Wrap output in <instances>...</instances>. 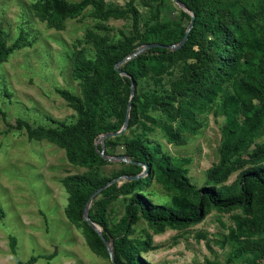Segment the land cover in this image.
<instances>
[{"label": "rangeland", "instance_id": "rangeland-1", "mask_svg": "<svg viewBox=\"0 0 264 264\" xmlns=\"http://www.w3.org/2000/svg\"><path fill=\"white\" fill-rule=\"evenodd\" d=\"M67 1L79 4L80 10L75 15L50 19L48 0H0V28L7 45L14 47L0 61V264H129L125 254L120 262L113 261L87 234L82 221L75 218L77 212L64 179L93 172L121 190L131 162L126 156L127 142L139 141L160 158L140 193L153 204L191 215L199 204L195 191L211 185L208 173L220 161L224 124L229 119L239 126L248 121L239 109L242 100L251 99L257 107L263 102L257 91L243 89L245 83L257 84L261 76L260 59L248 45L240 51L237 73L201 105L179 93L191 59L177 56L165 73L150 71L138 78L134 85L138 122L123 133L103 139L104 134L119 131L124 124L125 87L119 84L102 102L99 129L119 126L102 133L96 141L103 145L110 162L93 166L72 163L64 146L43 136L31 138L17 119L33 127L63 129L77 125L76 112L59 90L82 96L83 81L76 73L79 62L96 58L97 39L116 44L132 35L133 20L131 14L111 17L101 28L91 5H83V0ZM105 1L109 7L137 8L143 32L165 25V34H153L156 40L160 36L174 38L182 29L187 30L191 21V13L173 0ZM206 2L215 16L222 13L227 18L232 34L244 42L264 33V0ZM115 67L123 70L124 64ZM167 95L173 108L187 107L188 115L169 118L163 108ZM187 102L191 104L186 106ZM258 144L264 145V123L232 155L230 163L235 170L217 187L234 194L239 175L258 157ZM122 155L127 160L119 157ZM142 166L143 171L133 178L148 173L149 166ZM181 180L195 191L183 190ZM104 197L102 191L94 197L89 212L91 208L92 213L99 214ZM129 198L130 194L124 193L112 196L106 208L107 226L114 232L121 229ZM201 215L195 222L162 228L137 213L126 232V239L131 241L129 249L144 264H264L262 253L245 250L248 239L256 242L264 237L263 232H254L246 224L248 219L264 221L257 208L246 213L241 207L224 210L209 205ZM93 222L101 234H107L103 226Z\"/></svg>", "mask_w": 264, "mask_h": 264}, {"label": "trees", "instance_id": "trees-1", "mask_svg": "<svg viewBox=\"0 0 264 264\" xmlns=\"http://www.w3.org/2000/svg\"><path fill=\"white\" fill-rule=\"evenodd\" d=\"M181 1L196 14L195 24L186 43L179 49L147 48L123 63V71L127 75H122L116 70L115 64L134 54L140 46L153 42L165 45L177 44L184 37L186 29H182L180 34L175 35L174 38L160 36L156 40L152 37L153 34L155 32L165 34L167 32L166 26L159 24L157 31L143 32L140 13L137 8L133 6L126 8L109 7L105 0H83V5H91L94 8V15L101 28L104 27L102 22L111 17L119 18L131 14L133 34L126 36L116 44H111L100 38L95 41L96 58L82 59L76 70L78 77L83 81L82 96L75 95L66 89L59 90V93L76 112L78 116L77 125L63 129L44 126L33 127L24 120L17 119L18 126L26 128L31 138L43 136L64 146L68 159L72 163L87 166L109 163L110 160L101 154L104 149L103 145L96 144V141L102 133L117 130L119 126L106 125L102 131L98 127L97 118L102 102L119 84H122L126 90V98L122 104V122H124L127 105L131 97L132 79L136 84L138 78L147 76L150 71L160 75L165 73L177 56L185 55L191 59L189 71L184 77L179 93L189 97L196 105L204 104L206 100L217 93L222 82L232 79L237 73L240 66V51L243 50L244 44L248 45L250 50L259 57L261 76L257 79V84L254 82L245 83L243 89L245 91H257L260 94L259 97L263 99L261 107L253 105L251 99L250 101L242 100L239 109L248 118V121L239 126L229 119L224 124V141L220 148V161L208 173V181L211 185L195 191L187 181L181 180L179 182L184 188L183 190L196 192L199 204L191 215H179L167 206L153 204L146 195L140 193L139 190L147 186L155 171L154 166L159 164L160 158L152 154L150 148L139 141L127 142L126 156L130 158L131 162L129 169L125 171L121 190H118L116 184L111 183L110 179L93 172L75 174L64 179L63 184L77 212L75 218L82 221L87 229V234L102 246L106 253H109L101 235L84 220V209L89 198L96 190L103 187L102 193L105 197L99 203L100 213H92L91 208L89 213L92 221L97 222L107 230V234H103V236L112 248L115 262H120L121 256L125 254L129 264H144L143 260L129 249L131 241L126 239L128 225L137 213H140L150 224L162 228L195 222L202 218V210L209 205L224 210L241 207L246 213H253L254 209L257 208L264 216V163L262 162L264 145H257L255 156L258 157L254 159V164L251 167L239 175L234 194L217 187V185L227 181L235 170V167L230 163L232 155L239 151L248 139L260 130L264 123V33L258 37L246 39L244 42L240 36L232 34L231 23L222 13L215 16L209 10L206 0ZM46 7L49 8L48 17L50 19L75 15L81 8L79 4H71L67 0H48ZM188 15L190 18L192 17V15ZM13 50L14 47L7 45L0 28V61L6 59ZM169 98L168 95L163 98V108L169 118L176 119L188 115L187 107L175 109ZM134 100H138V96L133 98L128 127H132L138 122V105ZM189 104L191 103L187 102L186 106ZM104 152L106 155L108 154L105 149ZM165 159L169 158L165 157ZM142 164L149 166L148 173L137 179L133 178L137 173L143 171ZM119 193L130 194V203L126 208L121 229L114 232L107 226L105 212L112 196ZM246 224L254 232L264 233V221L256 222L248 219ZM245 250L264 255V237L256 242L248 239L245 242Z\"/></svg>", "mask_w": 264, "mask_h": 264}, {"label": "water", "instance_id": "water-1", "mask_svg": "<svg viewBox=\"0 0 264 264\" xmlns=\"http://www.w3.org/2000/svg\"><path fill=\"white\" fill-rule=\"evenodd\" d=\"M173 1L176 2V3H178L179 5H181L184 9H186L187 11H189L191 13V15H192L190 24H189V26H188V28L186 30V33H185L184 37L182 38V40L179 43L172 44V45H165V44H161V43H158V42L144 44V45L140 46L135 51L134 54H132L131 56L127 57L126 59H124L120 63L126 62L127 60L133 58L134 56L138 55L140 52L144 51L147 48H151V47H163V48L179 49V48H181L186 43V40H187V38L189 36V33H190L192 27L195 24L196 14L193 11L189 10L188 6L184 2H182L181 0H173ZM118 71L122 75H127V73L125 71H123V70H118ZM134 85H135V81L132 79V82H131V97H130L129 102H128V105H127L126 118H125V121H124V124H123L122 128L119 131L104 134L103 139H105L107 137L117 136V135L123 133L127 129L128 125H129V121H130V115H131V108H132V104H133V98H134V95H135ZM101 154L105 158H109L108 155L105 154L104 149L101 151ZM119 157H122L123 159H126L127 160V157L124 156V155L119 156ZM102 190H103V187H101L100 189L96 190L93 193V195H91V197L89 198V200H88V202H87V204L85 206V209H84V220L87 221L101 235L102 239H104V241L106 243L108 252H109L112 260L115 261L114 255H113V252H112V248H111L110 244L106 241V239L103 236V234H101V231L98 229V227L96 226V224L92 221V219L90 218V213H89L90 203L92 202V200L94 199V197H96Z\"/></svg>", "mask_w": 264, "mask_h": 264}]
</instances>
